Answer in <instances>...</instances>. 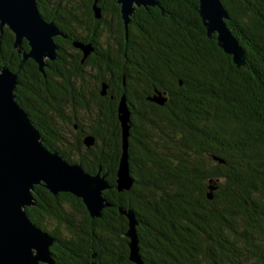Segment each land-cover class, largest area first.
I'll return each instance as SVG.
<instances>
[{"label": "trees", "instance_id": "16d2710c", "mask_svg": "<svg viewBox=\"0 0 264 264\" xmlns=\"http://www.w3.org/2000/svg\"><path fill=\"white\" fill-rule=\"evenodd\" d=\"M156 1L138 7L126 29L123 24L132 45L130 66L138 70L130 71L129 82L145 73L158 88L128 98L136 108L153 106L149 113H133L130 122L133 183L114 187L122 95L104 102L83 98L94 142L41 140L89 173L100 167L112 184L102 193L110 205L91 217L80 198L52 195L36 184V204L25 207L28 218L73 255L62 257L64 264H136L128 258V219L119 208L136 215L143 264H264V0H221L244 48L240 65L206 35L198 0ZM156 94L164 97L162 103L152 99ZM52 99L58 101L57 117L77 105V98Z\"/></svg>", "mask_w": 264, "mask_h": 264}, {"label": "water", "instance_id": "95a60500", "mask_svg": "<svg viewBox=\"0 0 264 264\" xmlns=\"http://www.w3.org/2000/svg\"><path fill=\"white\" fill-rule=\"evenodd\" d=\"M120 3V15L125 29L130 16L138 6L157 4L156 0H116ZM96 17L99 8L93 4ZM197 12L207 36L212 37L219 47L232 55L236 65L244 63V48L228 27L225 19L228 12L221 0H198ZM6 24L14 32L13 46L18 47L22 37L29 43V50L22 59L30 56L42 70L43 58L56 56L53 36L59 29L53 21L45 20L39 13L36 0H0V25ZM84 53L88 45L78 44ZM20 52V48L17 49ZM16 74L6 65L0 67V264H61L51 255L50 245L56 240L45 229L28 218L25 207L36 204L34 185L45 187L53 195L69 192L80 198L91 217H98L108 205L103 190L111 188L106 173H89L75 161L65 158L59 151L47 148L41 134L29 118L27 111L15 98ZM162 103L164 97H152ZM121 127V152L116 169L117 190L128 189L133 183L129 170L128 136L130 108L122 95L117 104ZM86 145L94 138L86 134ZM127 216L125 236L129 248L128 258L143 264L138 246L135 225L136 215L132 209L119 208ZM93 257H95L93 255ZM88 264H97L89 261Z\"/></svg>", "mask_w": 264, "mask_h": 264}, {"label": "flooded vegetation", "instance_id": "af4514ba", "mask_svg": "<svg viewBox=\"0 0 264 264\" xmlns=\"http://www.w3.org/2000/svg\"><path fill=\"white\" fill-rule=\"evenodd\" d=\"M90 1L36 0L37 9L42 17L47 21H53L59 29V33L53 36L57 46L56 56L54 58L44 56L45 64L42 70L32 57L22 59L23 52L30 48L28 40L22 37L20 45L14 47V32L8 25H0V67L6 65L16 74L15 98L27 111L36 127L43 131L42 133L39 130L42 140L46 138L54 143L75 141L82 143L86 134L92 135L95 140V134L87 123L92 116L88 109L85 110L83 98H90L91 102L96 98H102L104 102L109 99L114 101L115 97L120 95H125L128 99L130 96H147L158 91L154 81L150 79L153 76L148 78L145 73H142L144 77H139L135 83L129 82V77H132L129 60L132 45L126 30L125 33L123 31L120 3L116 0H93L92 7L93 4H97L100 9V16L96 17L93 10L92 15L89 13ZM56 6L61 16L55 15ZM140 12L144 13L145 10L140 9ZM49 16L51 19H48ZM228 16L230 18L225 19L227 25L231 19L230 14ZM115 22H119L121 27L119 24L116 27ZM75 42L88 45L86 54L79 45H75ZM133 43L137 44L136 39ZM19 48L20 52L17 50ZM132 71L138 70L135 68ZM60 95L64 98L67 96L70 103L77 98L75 100L77 105L74 107L77 111L68 106L59 117L53 115L54 104L58 101L52 97ZM128 103L131 126L132 118L136 117L133 113H149L153 107L151 104L149 106L143 104L136 108L139 105H134L129 99ZM50 115L54 120H46ZM50 247L51 255L57 263L64 264L62 257L65 255L73 257L56 240ZM93 255L96 256L95 253Z\"/></svg>", "mask_w": 264, "mask_h": 264}]
</instances>
